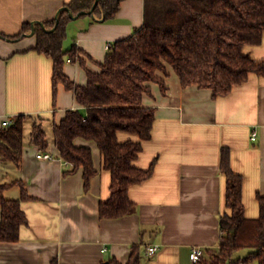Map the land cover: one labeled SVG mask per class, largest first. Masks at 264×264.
<instances>
[{"label":"crops","instance_id":"obj_1","mask_svg":"<svg viewBox=\"0 0 264 264\" xmlns=\"http://www.w3.org/2000/svg\"><path fill=\"white\" fill-rule=\"evenodd\" d=\"M68 1L0 0V32L15 35L25 23L32 30V22L55 18ZM143 5L144 0H123L109 20H94L89 14L70 20L64 48L75 43L92 59L85 56L86 66L96 70L107 43L142 26ZM31 30L16 40L0 37V127L4 119L26 114L38 117L34 121L42 125L49 122L52 130L53 123L78 104L61 83L53 100L52 60L32 49L36 38ZM244 52L256 61L264 59V32L261 41L245 46ZM167 70V75L157 72L165 92L151 82L150 94L142 98L143 105L154 108L155 119L151 138L142 143L134 163L147 168L155 159V164L149 178L129 188L133 210L118 218L99 216V203L111 192V175L93 142L76 140L91 146L97 170L85 191L81 169L70 172L72 166L60 160L39 158L40 146L24 138L20 166L0 164V184H24L29 198L21 208L27 224L19 240L0 241V264H124L134 244L140 245L141 264H193L192 247H202L203 256L218 248L225 197L223 147L229 151L230 168L243 178L246 216H258L256 194L264 195V75L250 73L228 94L213 97L208 88L182 87L178 75ZM64 72L75 83H86L78 61L67 57ZM48 138L43 150L59 155L51 135ZM127 138L136 139L119 134L120 140ZM20 195L19 184L4 189L6 198ZM149 245L158 246L151 256L146 254Z\"/></svg>","mask_w":264,"mask_h":264},{"label":"trees","instance_id":"obj_2","mask_svg":"<svg viewBox=\"0 0 264 264\" xmlns=\"http://www.w3.org/2000/svg\"><path fill=\"white\" fill-rule=\"evenodd\" d=\"M95 0H70L64 6L77 15L91 9ZM123 0H98L91 14L94 20L114 17ZM82 14L80 16H84ZM73 18L67 10L58 19L35 25L32 49L52 60V93L57 86L72 91L78 104L65 111L53 123L51 140L59 156L72 163L70 172L82 170L83 187L90 188L97 174L92 148L77 144V139L93 142L102 156L103 168L111 175L110 195L99 203L101 218H118L130 213L134 203L128 191L132 185L149 178L155 159L147 168L135 161L142 143L151 138L155 119L153 107L142 103L150 94V83L166 86L157 74H168L171 68L182 87L196 85L208 88L213 97L226 95L234 85L244 82L250 73L264 75V59L256 61L244 48L261 41L264 32V0H144L143 24L129 36L113 41L106 48L104 59L95 62L96 70L86 66L89 55L73 43L64 48L67 26ZM31 30L28 23L15 35L0 32V37L16 40ZM87 54V55H86ZM84 56V57H83ZM78 61L86 71V83H75L64 72L66 58ZM92 60V59H91ZM33 115L19 114L9 125L0 127V160L19 167L23 152L24 127ZM120 133L136 137L119 139ZM29 138L42 148L49 144L41 122L31 124ZM220 170L225 177L224 211L219 217V242L215 252L193 264H264V195L256 194L258 216L245 214L242 200L243 178L230 168L227 148L221 150ZM19 184V198H6L4 189ZM21 181L0 184V241H17L20 229L27 224L21 208L28 199ZM245 251L244 254H240ZM114 264H122L112 260ZM52 264H57L56 260ZM124 264H141L140 245L131 247Z\"/></svg>","mask_w":264,"mask_h":264},{"label":"built area","instance_id":"obj_3","mask_svg":"<svg viewBox=\"0 0 264 264\" xmlns=\"http://www.w3.org/2000/svg\"><path fill=\"white\" fill-rule=\"evenodd\" d=\"M109 44L110 43L106 44V48L109 47ZM11 122H12V118H6L2 121V125H9L11 124ZM255 137H256V133L253 132L251 139H255ZM37 155L39 158H42V159H50V160L57 159V160H60L65 166H72V163H70L69 161L64 160L59 155H54L50 152L44 151L42 147L38 149ZM157 249H158L157 245H149L146 248V254L148 256H151L157 251ZM203 253H204V249L202 247H199V246L192 247L190 254H189L190 260L193 263L198 261L200 257L203 256Z\"/></svg>","mask_w":264,"mask_h":264},{"label":"rangeland","instance_id":"obj_4","mask_svg":"<svg viewBox=\"0 0 264 264\" xmlns=\"http://www.w3.org/2000/svg\"><path fill=\"white\" fill-rule=\"evenodd\" d=\"M31 124H32V121H30V120H28L26 122V124H25V127H24V137H25V139H29ZM42 126H43L44 130L47 132V134L51 135L50 123L49 122H44ZM0 164L1 165H12L11 162H9V161H1V160H0ZM244 253H245V251H242L240 254H244ZM255 263H256V261H253V264H255Z\"/></svg>","mask_w":264,"mask_h":264},{"label":"water","instance_id":"obj_5","mask_svg":"<svg viewBox=\"0 0 264 264\" xmlns=\"http://www.w3.org/2000/svg\"><path fill=\"white\" fill-rule=\"evenodd\" d=\"M97 1H98V0H95V1H94V3H93V5H92L91 9H89V10H87V11H81V12H79L77 15H72V12L68 9V7L63 6V7H61V8L57 11V13H56V15H55V18H56V20L58 19V15H59L60 11H62V10H67V11L69 12V15H70L73 19L79 17V16L82 15V14H91L92 11H93V9H94V7H95L96 4H97ZM36 24H40V25H42V26L44 25L42 22H39V21H34V22H32V23H31V25H32L31 33H34V29H35V25H36Z\"/></svg>","mask_w":264,"mask_h":264}]
</instances>
